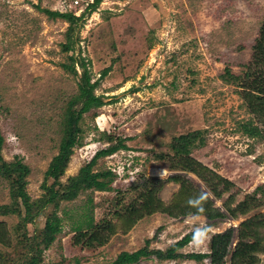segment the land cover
Masks as SVG:
<instances>
[{
	"label": "rangeland",
	"instance_id": "374dc122",
	"mask_svg": "<svg viewBox=\"0 0 264 264\" xmlns=\"http://www.w3.org/2000/svg\"><path fill=\"white\" fill-rule=\"evenodd\" d=\"M78 1L0 0L2 153L5 160L19 157L30 167L26 191L31 200L45 193L42 185L64 135V111L78 87V80L62 67L69 63L62 45L70 22L50 18L43 9L81 17L73 53L85 59L92 82L99 79L95 93L106 103L83 115L80 144L62 175L57 167L50 170L48 184L59 175V181L67 184L99 149L110 145L108 135L127 146L100 159L95 167L116 173L111 190L83 191L60 203L62 232L41 264H110L123 251L143 248L147 240L150 250H166L186 233L206 226L209 222L203 215L173 219L154 213L124 232L118 219L137 198L135 187L146 178L156 179L158 196L166 203L180 189L170 180L177 173L209 192L195 174L173 170L168 161L157 158L170 152L173 139L181 135L201 131L191 155L234 184L221 198L209 192L222 211L264 187V140L242 132L241 125L254 116L237 87L222 78L226 69L241 75L251 61L264 20V0H103L93 12L88 7L94 0ZM11 202L9 184L0 176V205ZM52 210L48 207L35 223L27 224L29 238L43 228ZM259 213L264 207L247 216L218 220L210 225L214 229L210 236L230 234L234 246L239 225ZM92 216L102 228L85 230L84 224V240L97 233L100 245L75 246V227ZM19 220L16 215H0L11 235L10 246L0 245L7 258L0 264L24 262ZM209 241L197 239L181 251L206 252ZM260 258L264 264V256ZM136 264H210V260L149 257Z\"/></svg>",
	"mask_w": 264,
	"mask_h": 264
},
{
	"label": "trees",
	"instance_id": "16d2710c",
	"mask_svg": "<svg viewBox=\"0 0 264 264\" xmlns=\"http://www.w3.org/2000/svg\"><path fill=\"white\" fill-rule=\"evenodd\" d=\"M102 1L94 0L88 7L89 12L95 11ZM42 11L50 18H63L70 22L67 42L62 45L63 52L69 54V63L63 64L62 67L74 75L78 80V87L76 94L67 102L64 111V135L59 145V151L52 158L50 169L42 185L45 193L41 198L32 201L26 191V178L31 173L30 167L19 157H15L11 162L5 160L2 153L5 138L0 132V176L9 184L12 201L10 204L0 205V215H16L20 219L17 232L18 238L23 237L25 239L20 242L25 247L22 254L23 264H41L45 261L46 250L62 232V218L58 213L62 201H72L81 192L87 190L105 192L112 189V184L117 178L116 173L111 168L95 170V167L100 159L110 157L119 150L127 148L124 140L119 139L117 141L116 137L108 135V143H110L108 147L99 149L81 167L76 176L68 179L67 184L63 185L59 181L60 175L66 171L74 154V148L80 144V134L82 133L80 122L83 115L104 106L106 103L103 96L95 93L99 79L92 82L85 59L76 57L73 53L76 43L74 31L81 17H76L73 12L66 13L50 9H43ZM252 49L251 61L245 66L241 75H234L230 69H226L227 71L222 78L237 87L238 95L247 105L248 112L254 116V121L251 119L241 125L242 132L248 137H258L264 140V20ZM107 72L108 70H105L101 76ZM96 115L97 113H94V116ZM200 134L201 131H196L174 138L170 144V152L162 153L157 158L168 161L173 170L195 174L215 198H221L224 193L230 191L234 184L191 155V148ZM103 136H106V133ZM114 141L115 143H113ZM201 143H204V139ZM55 167L60 170V175L55 177L51 184H48L50 170ZM170 180L179 184L180 189L169 203L164 202L158 196L159 186L156 179L146 178L135 187L138 191L137 198L127 207L126 212L122 215L119 214L118 217L124 232H128L138 220L154 213H162L173 219L190 215H203L209 222L206 226H210L223 218L236 219L240 215L247 216L254 210L264 207V187L260 186L251 195L246 196L236 207L227 205L224 211L215 206L214 199L210 196L203 206L204 211L197 213L195 208L188 207L186 202L189 197L197 196L203 190L194 186L181 173L170 177ZM48 207H53V210L46 216L43 228L29 238L25 229L27 224L35 223L37 218L44 215ZM84 224L87 227L85 230L94 228L98 231L99 228H102V223L95 225L93 216L90 217L87 222L75 227L74 230L78 235L74 237L73 244L75 246L81 245L82 248H92L94 243L100 245L97 233L84 240V237L87 236L83 230ZM196 229L186 233L166 250H150V240H147L143 248L134 252L123 251L110 264H136L149 257L161 261L193 260L202 262L209 259L210 264H260V256H264V234L262 232L264 213L255 214L239 225L237 242L234 246H232L230 234L216 233L210 238L208 251L183 253L182 249L197 240L194 239ZM10 243L9 228L6 223L0 221V245L8 247ZM4 258L5 255L0 253V260L3 261Z\"/></svg>",
	"mask_w": 264,
	"mask_h": 264
},
{
	"label": "clouds",
	"instance_id": "9594fccd",
	"mask_svg": "<svg viewBox=\"0 0 264 264\" xmlns=\"http://www.w3.org/2000/svg\"><path fill=\"white\" fill-rule=\"evenodd\" d=\"M166 171V170H164ZM210 197V193L206 191H201L197 196L189 197L187 200V206L190 208H195L197 213L204 211V204ZM214 232L211 226L198 227L194 233V239H200L201 242H205L211 238L210 234Z\"/></svg>",
	"mask_w": 264,
	"mask_h": 264
},
{
	"label": "built area",
	"instance_id": "2783aa9c",
	"mask_svg": "<svg viewBox=\"0 0 264 264\" xmlns=\"http://www.w3.org/2000/svg\"><path fill=\"white\" fill-rule=\"evenodd\" d=\"M79 1L78 0H75V3H78Z\"/></svg>",
	"mask_w": 264,
	"mask_h": 264
}]
</instances>
